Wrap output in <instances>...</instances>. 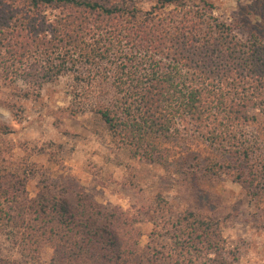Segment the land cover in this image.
<instances>
[{
  "label": "trees",
  "instance_id": "trees-1",
  "mask_svg": "<svg viewBox=\"0 0 264 264\" xmlns=\"http://www.w3.org/2000/svg\"><path fill=\"white\" fill-rule=\"evenodd\" d=\"M145 2L0 0V80L12 94L3 103L17 115L68 76L70 115H97L118 147L186 173V186L227 174L264 214V9L245 4L228 21L209 0ZM26 183L0 172V223L25 233L35 257L24 264H189L198 253L229 264L211 214L163 219L160 256L132 238L122 208L51 182L30 196Z\"/></svg>",
  "mask_w": 264,
  "mask_h": 264
},
{
  "label": "rangeland",
  "instance_id": "rangeland-1",
  "mask_svg": "<svg viewBox=\"0 0 264 264\" xmlns=\"http://www.w3.org/2000/svg\"><path fill=\"white\" fill-rule=\"evenodd\" d=\"M209 1L213 13L228 21L238 16V11H246L245 4L264 3ZM140 3L144 9L150 7L145 0ZM255 6L247 10L264 9ZM70 84L68 76L44 84L40 96L22 100L14 115L3 103L12 94L0 80L1 173L25 175L30 196L51 182L57 187L79 189L105 208H122L134 228L132 238H138L142 250L149 248L160 256L169 253L163 238V219L174 220L188 210L211 214L229 264H264V214L231 177L223 174L210 178L200 173L191 176L194 183L190 177L186 186V173L175 172V168L165 170L131 156L128 149L114 143L97 115L86 111L73 116L65 110L72 100ZM26 238L21 230L0 223V264H11L10 260L32 263L35 256ZM39 255L42 262H48L52 248L44 246ZM203 261L210 263L198 253L189 264Z\"/></svg>",
  "mask_w": 264,
  "mask_h": 264
}]
</instances>
